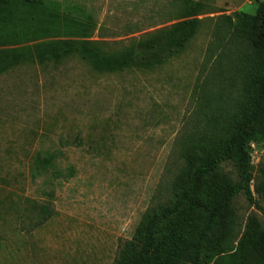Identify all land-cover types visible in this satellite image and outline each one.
<instances>
[{
    "label": "rangeland",
    "instance_id": "1",
    "mask_svg": "<svg viewBox=\"0 0 264 264\" xmlns=\"http://www.w3.org/2000/svg\"><path fill=\"white\" fill-rule=\"evenodd\" d=\"M136 1L137 24L0 0V61L9 57L0 68V264H112L141 214L186 184L225 123L227 105L205 96L220 86L207 43L218 17L252 14L264 0H199L217 14L189 25L160 62L147 46L187 3ZM22 26L33 29L10 34ZM220 172L235 179L230 163ZM251 174L256 206L238 195L231 209L264 231V142L252 146Z\"/></svg>",
    "mask_w": 264,
    "mask_h": 264
},
{
    "label": "trees",
    "instance_id": "2",
    "mask_svg": "<svg viewBox=\"0 0 264 264\" xmlns=\"http://www.w3.org/2000/svg\"><path fill=\"white\" fill-rule=\"evenodd\" d=\"M18 1L29 6L40 3ZM186 3V12L177 18L180 21L169 25L170 33L147 46L144 54L148 58L157 54L160 62L168 57L166 51L187 41L189 27L197 25L201 20L197 16L205 11L200 1ZM215 24L207 46L209 53L217 52L216 74L210 79L214 76V84L220 86L205 96L227 105L226 121L215 123L221 129L218 135L207 141L204 153L187 167L186 184L179 189L175 186L165 201L141 214L130 238L118 245L112 264H264L262 227L253 218L241 224L231 209L238 195L256 206L250 190L251 152L253 145L264 142V2L252 14L218 17ZM31 29L13 28L10 34L28 35ZM3 33L0 30V36ZM5 62L0 61V68ZM230 92L235 93L234 99L220 97ZM224 163L232 165L234 180L220 172Z\"/></svg>",
    "mask_w": 264,
    "mask_h": 264
},
{
    "label": "crops",
    "instance_id": "3",
    "mask_svg": "<svg viewBox=\"0 0 264 264\" xmlns=\"http://www.w3.org/2000/svg\"><path fill=\"white\" fill-rule=\"evenodd\" d=\"M137 2L136 0H47V8L54 9L55 13L60 15H71L76 17H83L90 15V9L97 11V14L101 17L105 16L110 21H116L117 18L124 17L128 19L129 17H134L136 24V19L139 18V15H143V10L140 9L138 12H134L131 7V3L128 2ZM197 2L199 0H184ZM126 7V8H125ZM131 9V10H130ZM96 14V13H95ZM96 14V15H97ZM216 15V12L206 11L204 14H199L197 18H201L204 15ZM142 18V17H141ZM75 20V19H73ZM180 20L173 21V23ZM99 26V23L96 24V27Z\"/></svg>",
    "mask_w": 264,
    "mask_h": 264
}]
</instances>
